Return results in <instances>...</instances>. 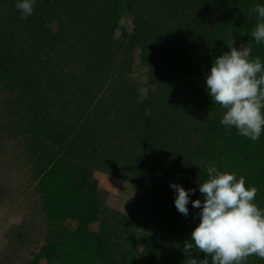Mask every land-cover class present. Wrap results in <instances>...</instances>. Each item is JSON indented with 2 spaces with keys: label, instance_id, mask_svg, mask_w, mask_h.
Wrapping results in <instances>:
<instances>
[{
  "label": "rangeland",
  "instance_id": "rangeland-1",
  "mask_svg": "<svg viewBox=\"0 0 264 264\" xmlns=\"http://www.w3.org/2000/svg\"><path fill=\"white\" fill-rule=\"evenodd\" d=\"M225 2L51 0L38 8L37 34L17 26L13 47L23 44L25 60L10 67L27 94L0 80V264H31L47 243L51 227L40 187L62 157L77 166L81 183L99 190L114 235L156 233L170 241L187 227L169 185L191 184L197 189L192 200L202 199L198 184L207 179L206 166L217 164L207 151L199 155L207 146L203 129L213 117L204 104V81L216 57L209 46L193 44L215 33ZM9 9L10 1L0 0L1 19ZM229 45L249 48L228 41L222 53ZM151 118L154 148L141 169L140 135ZM36 124L72 149L48 160L35 153ZM140 193L151 205L144 217L136 207Z\"/></svg>",
  "mask_w": 264,
  "mask_h": 264
},
{
  "label": "trees",
  "instance_id": "trees-1",
  "mask_svg": "<svg viewBox=\"0 0 264 264\" xmlns=\"http://www.w3.org/2000/svg\"><path fill=\"white\" fill-rule=\"evenodd\" d=\"M4 1H10L11 9L5 13L4 19L0 18V22L2 21L0 55L4 56V60L6 59V61L0 60V73L2 72L0 80L4 81L8 87L20 90V93H23L22 96L27 94V90L20 81L19 72L12 69L10 65L19 63L18 60L20 62L25 60L21 57L24 54V46L21 43L20 47H17L20 50H14L12 40L20 37V33L16 36L17 26H20V30L22 27L21 31H25L26 35H32L36 25L41 21L38 8L42 11L51 0H36L34 13L27 19H21L20 12L15 9V0ZM257 3L264 4V0H226V6L223 7L224 13L217 21L215 33L209 36L210 39L201 38L202 40L193 45H196L197 49L209 46L211 50L209 53L218 57L223 54L226 42H244L249 45L251 57L259 56L264 62V44L257 45L251 37V32L257 23L256 13L252 9ZM34 33L37 34V30ZM38 36L40 43H43V38ZM203 93L205 107L213 117L208 120L203 129V142L207 146L206 150L200 149L199 155L207 151L211 156L208 159L210 161L217 159L216 166L221 171L234 172L237 178L244 177L247 186H255L258 189L254 202L260 208H264V133L259 140L253 142L238 135L235 128L230 132L227 131L220 124V115H223L224 109L218 104H213L207 91ZM32 118L40 120L33 115ZM151 121L146 124L148 127L140 135L143 151V158L139 161L141 169L147 165L150 152L154 148L156 137L154 118H151ZM43 132L45 134H42ZM31 141L36 148L35 153L39 152V155L46 160L58 155L62 150L72 149L71 144L64 146V143L53 138L50 128L45 127L42 131L41 125L35 127ZM62 153L65 156V153ZM215 155L217 157H214ZM62 158L55 163L53 171L45 175L40 187L43 196L42 207L51 227V235L40 254L30 262L31 264H40L42 260L46 264H187V257L182 248L199 222L195 217L199 209H194L189 203L190 220L180 217L181 224L184 226L188 223L187 227L182 228L180 233L173 232L170 241L154 232H152L154 234L144 233L141 238H138L135 232L127 237L114 235L108 224L110 213L101 201L99 190L92 184L81 183L79 180L82 173L77 170V166L68 164L66 157ZM128 165L135 170V163H128ZM142 177L143 175L139 176V186L144 184ZM189 185L191 184L186 185V190L192 189ZM191 199H194V195ZM136 207L140 217H144L146 213H149L151 205L140 193ZM66 221L68 223H65ZM96 223L99 226L95 231L91 229V226ZM73 224H76V227H71ZM150 230L154 231L152 227ZM168 242L174 246L172 252H170L172 247L167 246ZM140 247L142 248L139 251ZM204 255L202 252L192 253V256L197 259H203ZM209 260L211 264L210 257ZM246 264H264V260L252 255L247 258Z\"/></svg>",
  "mask_w": 264,
  "mask_h": 264
},
{
  "label": "clouds",
  "instance_id": "clouds-1",
  "mask_svg": "<svg viewBox=\"0 0 264 264\" xmlns=\"http://www.w3.org/2000/svg\"><path fill=\"white\" fill-rule=\"evenodd\" d=\"M36 0H16L15 8L21 19L34 13ZM257 23L251 37L257 45L264 44V4L252 9ZM230 51L214 59L205 76V88L213 104L224 109L220 124L227 131L236 129L238 135L253 142L264 133V62L251 57L247 46ZM207 179L199 182L203 199L192 200L197 189H185L171 183L174 205L179 213L188 216V205L199 209V222L193 228L182 251L187 264H246L249 256L264 260V208L254 201L258 189L247 186L244 177L221 171L214 163L206 166ZM204 253L197 259L192 253Z\"/></svg>",
  "mask_w": 264,
  "mask_h": 264
}]
</instances>
